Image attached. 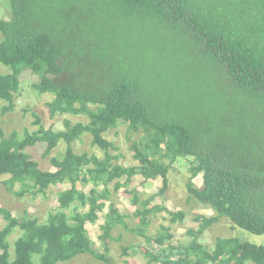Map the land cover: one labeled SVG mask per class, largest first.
<instances>
[{
  "label": "trees",
  "instance_id": "obj_1",
  "mask_svg": "<svg viewBox=\"0 0 264 264\" xmlns=\"http://www.w3.org/2000/svg\"><path fill=\"white\" fill-rule=\"evenodd\" d=\"M9 2L11 20H0V64L11 69L10 74H0V100L7 104L3 115L15 111L20 77L28 69L41 77L33 87L41 94L54 95L47 104L50 118L67 115L89 121L73 124L67 118L66 131L55 132L34 114L38 129L33 134L26 131L19 138L13 132L0 143V176H10L12 185L22 183L28 191L42 193L60 183L69 184L71 188L60 194L62 209L77 205L89 207V211L74 216L60 211L41 224L38 219L21 222L0 208L7 223L0 230V264H59L84 254L108 261L105 255L94 254L86 224L97 222L103 203L112 196L111 186L117 193L126 186L122 178L129 182L139 174L146 181L162 178L160 193H164L172 166L188 157L194 159L187 191L216 216L195 219L202 224L188 232L194 240L187 249L171 243L165 246V239L172 235L160 234L156 242L162 247L144 249L145 256L151 263L161 264H264V245L235 237L218 238L215 249L209 251L200 243L221 217L264 236V0ZM88 23L96 28L88 31ZM95 38L103 43L101 48L93 46ZM122 39L127 43L125 50L131 41L139 42L142 49L150 47L140 67V57L132 51H121L109 65L103 64L111 55L110 47ZM88 41L92 42L86 62L89 52L80 53L79 43ZM99 69L104 72L94 74ZM82 70L85 73L79 77ZM186 94L190 97L184 99ZM193 98L198 99L197 104L192 103ZM192 108L204 115L199 130L198 119L197 123L190 119L197 114L191 113ZM247 121L260 122V133L252 131ZM121 123L130 133L143 134L134 143L139 165L130 168L117 163L119 156L112 153L117 149L106 137ZM84 134L92 137L93 147L104 158L75 153L73 143ZM61 142L68 149L63 159L52 160L55 172L42 170L27 152L46 144L47 156ZM246 145L250 149L245 150ZM202 174L203 187L198 188L193 181ZM81 182L102 183L104 190L94 187L86 193L77 187ZM131 194L133 204H138V194ZM160 212H168L172 222L185 218L183 212L149 208L145 201L135 213L141 223L134 231L144 235L150 215ZM125 219L112 206L102 238L111 240L110 232L118 224L127 227ZM19 228L23 234L15 243L13 257L9 238Z\"/></svg>",
  "mask_w": 264,
  "mask_h": 264
},
{
  "label": "rangeland",
  "instance_id": "obj_2",
  "mask_svg": "<svg viewBox=\"0 0 264 264\" xmlns=\"http://www.w3.org/2000/svg\"><path fill=\"white\" fill-rule=\"evenodd\" d=\"M10 0H0V20L9 21L11 20L12 12L10 9ZM85 18V17H84ZM83 18V19H84ZM82 19V20H83ZM88 27V31H92L96 28L91 23ZM3 39L0 33V43ZM92 41L86 43H79V52L88 51L89 54L84 58L86 62L90 59L89 46ZM97 45L101 48L103 43L98 42L95 38L93 46ZM125 43L123 39L120 42H115L112 47L108 50L111 55L107 59L109 65L113 62L115 56H118L121 51L130 52L133 55H138L140 59L138 61L134 59V63L140 67L144 62V55L147 49H142V45L137 42L136 44L131 41L128 44L129 48L125 50ZM134 51V52H133ZM160 57H155L159 59ZM170 66H173L172 62L168 61ZM167 62H165L166 64ZM155 65H158L157 63ZM88 72L89 77L92 76L93 67H90ZM79 72L77 75L83 77L85 71ZM104 69H99L94 74L102 73ZM11 73V69L3 64H0V74L7 75ZM76 76V73H75ZM55 79L54 76H51ZM41 77L35 74L31 70H24L20 77V91L19 95L15 97V111L3 115V108L7 105L5 102L0 100V130L4 133L3 137L0 136V143L3 138H8L13 132L17 133L19 138H23L26 131L33 134L38 127L34 125L35 117L34 114L42 119V123L46 128H52L55 132L66 131L65 120L67 118L76 124L78 122L87 123L89 120L86 117L79 116H56L50 118L47 104L54 100V95L49 93L41 94L38 92L33 85L39 83ZM65 82L66 79L62 78ZM62 81L56 80L61 83ZM102 82V80H100ZM86 86L89 87V82L86 79ZM227 88V86L225 85ZM186 90H189L186 87ZM203 94V92H202ZM202 94L198 93V99L201 98ZM190 97L189 94L184 95V99ZM193 98L191 101L193 104H197L198 99ZM188 100L187 102H189ZM95 108V106H90ZM191 113H197L190 117H196L195 119L190 118L194 123H197L198 119V130L201 128V124L204 122L203 114L199 113V109H191ZM246 124L256 133H260L261 126L258 121H247ZM106 137L108 140L114 143L117 150H112V153L119 156L118 164L125 167H134L139 165V162L135 160L134 143L139 142L143 138L142 133L132 134L129 132L128 126L121 123L116 129L110 131ZM262 142V140H259ZM68 146L65 142H61L60 145L50 155L44 156L46 151V144H38L34 148H29L30 153L34 160L39 162L42 170L55 172L56 168L52 165L54 158L60 160L64 158L67 152ZM73 149L76 154L83 155H98L100 158H104V153L93 147L92 137L88 134H84L80 140L73 143ZM250 149L248 145L245 146V150ZM193 157L180 158L172 166L169 178L168 189L164 193H160L164 187L163 179L146 181L141 175H135L129 182L127 177L122 178V182L126 184L119 192H114V187L111 186L112 196L108 202H104L103 211L98 212V220L96 223H87L86 229L88 237L91 242V248L95 255L103 254L108 261L100 260L93 254H84L75 257L71 261L59 264H161V262L151 263L149 258L145 256L144 249L150 251H157L160 247L156 242L160 234H171L172 238L165 239L166 244L171 243L173 246H182L185 249L189 247V243L194 240V236L189 235V231L194 229L197 230L202 222H198L197 219L200 216L207 218L216 216V213L199 203L194 197L190 196L187 191V183L189 181L190 173L189 168ZM10 176H0V208L7 209L14 217L19 219L21 222L25 219H38L41 224L48 222L52 214H56L60 211H64L69 216H74L76 213H87L89 207L82 208L77 205L71 206L69 209H62L60 204V194L65 190L71 188L69 184H58L50 187L45 193L37 190L28 191V188H24V184L17 183L12 185L9 183ZM198 188L203 187L204 176L203 174L198 176L193 181ZM28 187V186H27ZM78 189L83 190L86 193L95 187L99 191L104 190L103 184L100 183L95 186L93 183H79ZM26 190L25 192H23ZM126 191V192H125ZM128 192V193H127ZM134 194L137 193L139 197V203L134 205ZM149 201V208L165 207L169 212L179 213L183 212L185 218L182 221L172 222L171 216L168 212H160L157 215H150L151 224L148 227L147 232L144 235L136 233V229L141 223V219L135 216L138 209H141V203ZM112 206L116 208L119 213L126 217L125 222L127 227L120 224L113 227L110 232L111 240L103 239L104 234L103 226L106 222V216L110 212ZM6 221L3 216L0 215V230L6 226ZM169 228V231L163 230ZM23 231L19 228L14 231L10 236L9 242L11 244L12 256L15 255V243L22 236ZM240 238L243 241H248L257 245H264V236L254 235L246 230L235 226L228 218L221 217L217 223L211 226L204 234V237L200 240V243L205 247L206 250L213 251L216 246L218 238Z\"/></svg>",
  "mask_w": 264,
  "mask_h": 264
},
{
  "label": "clouds",
  "instance_id": "obj_3",
  "mask_svg": "<svg viewBox=\"0 0 264 264\" xmlns=\"http://www.w3.org/2000/svg\"><path fill=\"white\" fill-rule=\"evenodd\" d=\"M3 36V35H2ZM3 40V39H2ZM2 42V41H1Z\"/></svg>",
  "mask_w": 264,
  "mask_h": 264
}]
</instances>
